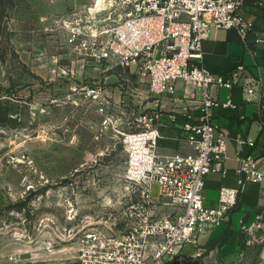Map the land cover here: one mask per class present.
Returning a JSON list of instances; mask_svg holds the SVG:
<instances>
[{"label": "rangeland", "instance_id": "obj_1", "mask_svg": "<svg viewBox=\"0 0 264 264\" xmlns=\"http://www.w3.org/2000/svg\"><path fill=\"white\" fill-rule=\"evenodd\" d=\"M88 2L0 0V264H79V237L130 198L117 129L155 98L137 68L66 44V15ZM242 234L237 264H264V241Z\"/></svg>", "mask_w": 264, "mask_h": 264}, {"label": "built area", "instance_id": "obj_2", "mask_svg": "<svg viewBox=\"0 0 264 264\" xmlns=\"http://www.w3.org/2000/svg\"><path fill=\"white\" fill-rule=\"evenodd\" d=\"M259 1L264 7V0ZM245 2L89 0L66 15V44L73 51L96 61L137 68L155 100L176 96L181 81L184 97L197 98L200 110L198 116L186 111L188 116L180 127L184 135L175 137L179 150L174 152L161 150L162 131L178 120L179 111L155 106L135 117L130 126L135 130L117 129L125 136L123 179L129 185L130 198L112 223L91 228L79 237V264H149L165 254L174 258L184 245L197 241L199 230L229 219L247 181L263 179L264 160L238 151V186L222 185L219 198L206 202L208 176L216 170L226 173L225 130L212 122V109L219 104L237 106L231 93L221 103L213 90L239 87L245 100H258L263 78L252 74L243 62L227 72L205 66L202 44L214 27L234 28L246 42L255 24L243 12ZM101 91V87H92L88 94L98 96ZM111 122L113 116L106 114L103 124ZM237 141L254 144L251 139ZM258 207L255 219L241 224L248 244L253 237L264 241V233L255 235L264 230V192ZM178 260L184 263L182 257Z\"/></svg>", "mask_w": 264, "mask_h": 264}, {"label": "crops", "instance_id": "obj_3", "mask_svg": "<svg viewBox=\"0 0 264 264\" xmlns=\"http://www.w3.org/2000/svg\"><path fill=\"white\" fill-rule=\"evenodd\" d=\"M243 12L255 24L246 42L234 28L214 27L202 44V63L205 66L219 72H227L239 62H243L252 74L263 78L258 100H245L243 90L239 87L230 89L221 86L213 90L221 103L227 101L231 93L237 106L224 107L219 104L212 109V122L225 130L227 157L223 163L226 173L216 170L207 178V203H214L219 198L222 185L238 186V151L250 153L262 163L264 160V7L259 0H246ZM177 87L176 96L166 95L153 103L154 107L162 106L169 111H179L178 120L168 121L170 126L162 131L164 138L161 140V150L164 152L179 150L175 137L184 135L180 127L187 118V113L193 116L200 114L198 99L192 95L184 97L183 82H178ZM198 93L200 94V91ZM239 138L251 139L254 144L238 143ZM262 192L264 177L260 182L247 181L239 193L237 205L230 211L228 220L217 227L199 230L197 241L184 245L174 258L165 254L159 261L151 259L149 264H180L179 257L183 258V264H237L244 244L241 224L255 219Z\"/></svg>", "mask_w": 264, "mask_h": 264}]
</instances>
